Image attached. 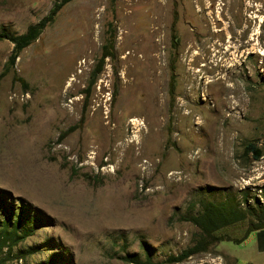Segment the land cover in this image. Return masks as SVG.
Returning <instances> with one entry per match:
<instances>
[{"label":"rangeland","instance_id":"rangeland-1","mask_svg":"<svg viewBox=\"0 0 264 264\" xmlns=\"http://www.w3.org/2000/svg\"><path fill=\"white\" fill-rule=\"evenodd\" d=\"M54 2L0 0V28ZM13 45L0 40V187L36 226L0 264H135L122 255L145 257L143 240L161 261L200 237L182 218L200 199L264 207V0H71L8 64ZM165 264H264V250L252 230Z\"/></svg>","mask_w":264,"mask_h":264},{"label":"trees","instance_id":"trees-1","mask_svg":"<svg viewBox=\"0 0 264 264\" xmlns=\"http://www.w3.org/2000/svg\"><path fill=\"white\" fill-rule=\"evenodd\" d=\"M69 1L71 0H55L49 12L36 22L30 23L27 29L23 32L11 31L6 27L0 28V40L9 39L14 44L8 59V64L15 63L22 49L31 44L41 35L47 25L55 20V17L61 8ZM115 37V34H112L110 40L104 44L102 54L92 71L91 83L95 81L99 72L102 71L106 57L113 55ZM2 74H5V71ZM15 78L22 81L24 84H27V81L23 76L16 75ZM84 117L85 115L83 114L80 122L69 126L61 133L60 136L63 137L75 129L81 124ZM246 148L248 152L253 151L256 158H259L262 154L260 148L252 141L247 144ZM85 174L92 178L90 174ZM9 194L10 192L8 190L0 187V253L7 247L6 254H10L9 257H11L14 244L32 233L35 230L36 225L35 223H27V220L29 221V217L28 219H25L27 218L25 217L26 215H24V209L26 207L23 203L16 207L18 210L15 208L14 203L8 204L6 198ZM193 204L194 206L196 205V203ZM247 213L253 214L256 221L250 222L246 233L242 237H230L218 233V230L222 227L245 218ZM182 218L191 220L199 226L201 235L194 243L185 247L181 252L177 254H170L165 260L156 261L150 252L152 245L146 240H143L142 245L146 250L145 257H141V255L135 251H129L122 255V257L126 261L133 262L135 264H165L167 262L181 261L194 253L206 250L211 244L222 239L234 238L236 241L241 242L252 230H257L259 249L264 250V207L260 204H256L255 206L251 205L245 211L239 205L230 206L227 203L203 198L199 200V208L197 210L188 211L182 215ZM26 252L27 251L25 249H19L18 253L13 256L23 257ZM6 258L8 257H3V260ZM53 261L55 262V259L52 255L49 263L44 261L38 264H52Z\"/></svg>","mask_w":264,"mask_h":264},{"label":"bare ground","instance_id":"bare-ground-1","mask_svg":"<svg viewBox=\"0 0 264 264\" xmlns=\"http://www.w3.org/2000/svg\"><path fill=\"white\" fill-rule=\"evenodd\" d=\"M223 6V5H222ZM215 31H218V30H215ZM258 53V52H257ZM132 120V119H131ZM132 121H134V120H132Z\"/></svg>","mask_w":264,"mask_h":264}]
</instances>
